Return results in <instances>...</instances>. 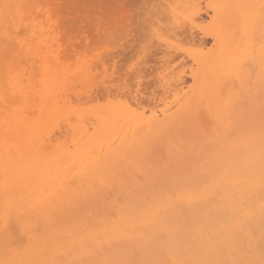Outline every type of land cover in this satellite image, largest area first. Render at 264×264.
Masks as SVG:
<instances>
[{
    "label": "snow or ice",
    "instance_id": "snow-or-ice-1",
    "mask_svg": "<svg viewBox=\"0 0 264 264\" xmlns=\"http://www.w3.org/2000/svg\"><path fill=\"white\" fill-rule=\"evenodd\" d=\"M158 7L0 3V264H264V0ZM237 150L246 196L216 210L218 229L158 213L123 223L142 176L190 181L195 158L211 195ZM113 188L125 203L109 202ZM200 198L185 188L175 203ZM101 200L105 219L77 214Z\"/></svg>",
    "mask_w": 264,
    "mask_h": 264
},
{
    "label": "bare ground",
    "instance_id": "bare-ground-1",
    "mask_svg": "<svg viewBox=\"0 0 264 264\" xmlns=\"http://www.w3.org/2000/svg\"><path fill=\"white\" fill-rule=\"evenodd\" d=\"M82 3L81 5L79 4ZM90 1V2H89ZM95 3L96 7L94 6ZM87 0V1H71V0H54V2L60 3L64 5V9L66 13H69L70 11L75 14V10L77 8V11H81V15H88L89 13L92 14L93 6L95 7V10H98V7L102 6V4L106 3L111 5L120 4L126 2V0ZM99 3L101 4H98ZM129 1V0H128ZM140 1V0H139ZM143 2L145 0H142ZM140 1L142 4L143 2ZM8 2V3H29L34 2V0H0V3ZM73 2L76 6L69 7L70 3ZM84 2V3H83ZM148 5H157L159 6L158 9H153V11H158L160 14L166 15L169 9L167 6L169 4H179V3H187L188 0H149ZM200 2L207 5L210 0H200ZM213 3H220V4H231V3H247V2H258V0H211ZM73 3H71L73 5ZM76 3L79 5L77 6ZM86 3V4H85ZM92 5H89V4ZM134 3H136L134 1ZM138 3V2H137ZM102 7H107V9L103 10L101 7V12L108 11L109 5H104ZM146 4V3H144ZM87 5V6H85ZM136 6V4H134ZM82 6V7H81ZM92 6V7H88ZM133 6V5H132ZM75 8V10H70ZM80 7V8H78ZM85 7L90 8V12H86ZM82 8V9H81ZM138 8V7H137ZM80 9V10H78ZM84 9V10H83ZM92 9V10H91ZM111 9V7H110ZM83 10V11H82ZM88 10V9H87ZM76 11V12H77ZM100 11V10H99ZM93 10L94 13H99ZM84 12V13H83ZM88 13V14H87ZM77 14V13H76ZM80 14V13H79ZM205 20L210 19V14L207 10H205L202 13ZM74 16V15H73ZM209 38L205 37V40ZM199 42V38L197 39V43ZM208 47H211V45H208ZM209 72H211V67L209 66ZM0 73H2V68H0ZM190 82V78H189ZM2 121H3V113L0 112V137H2ZM136 140H139V135H137ZM128 142L133 143L132 134L129 133ZM135 146V145H134ZM0 152H2V149H0ZM165 152V157H166ZM202 160H197L195 158L190 159L187 165V171L191 176L190 181H185L182 177L180 179H169L165 184H161V177L158 176L155 172H153L150 175L142 176V180L144 182V187L139 188L136 192V198L140 204V207L137 209L136 216L134 221H129L125 219L123 221L124 224L131 226L132 222L135 223H142L145 220L151 221L154 217L157 216L158 213V219L159 221L163 223H170L174 218L180 217L181 219H187L189 223L192 224H202L207 227L208 230H212L213 228L218 229L220 224V219L217 214V209L220 208H228L231 207L233 204H235L237 201L243 200L246 196V187H247V175L245 170V161L244 156L242 153V150H237L235 153V156L232 159L231 165L227 171V176L225 177L223 173L218 174L217 176V182L220 184V187L217 188L214 192V194H207L203 192V185L200 182L199 174L201 172L206 171L202 167L203 165ZM176 173V167L173 165L172 168L168 170V173L166 175H174ZM209 179H211L209 177ZM185 188H191L193 191L199 193L201 196H207L206 199L200 198L195 200L191 204H180L176 205L175 200L182 195L183 190ZM172 197V206L169 207L166 211L159 207V204L168 200L169 197ZM107 197L109 202L115 201L118 205L125 203V190L124 189H117L113 188L107 193ZM258 203L259 201H256V207L258 210ZM79 215H87L91 216L94 219L102 220L105 219V213H104V206L103 201H90L87 203H84L81 205L80 209L78 210ZM109 224H111L112 217H107ZM117 235L116 232L109 233L110 237H115ZM101 239H105V237H101ZM118 251L115 248H112L110 250H102L97 252L96 255L90 257V259L94 261H101L106 258H116L118 256ZM3 255L2 250H0V256Z\"/></svg>",
    "mask_w": 264,
    "mask_h": 264
},
{
    "label": "rangeland",
    "instance_id": "rangeland-1",
    "mask_svg": "<svg viewBox=\"0 0 264 264\" xmlns=\"http://www.w3.org/2000/svg\"><path fill=\"white\" fill-rule=\"evenodd\" d=\"M71 1H73V0H71ZM75 1H78V0H74V2H75ZM81 1H84V0H81ZM85 1H87V0H85ZM95 1H96V0H95ZM95 1H94V2H95ZM126 1H127V3H129L131 0H129V1L126 0ZM134 1H135L136 3H134ZM140 1H142V0H140ZM140 1H139V0H133V1H132V5L135 6L134 4H136L135 7H136V8H137V7L139 8L141 5H145L144 3L148 4V2H146V1H148V0H145L144 2L142 1V2H143L142 4H140V3H141ZM89 2H90V1H89ZM91 2H92V1H91ZM137 2H138V3H137ZM149 2H150V0H149ZM71 3H73V2H71ZM71 3H70V5H69V7H71V6H75L74 3H73V5H72ZM83 3H84V2H83ZM92 3H93V2H92ZM95 3H96V2H95ZM95 3H93L94 6L97 4V3H96V4H95ZM106 3H107V2H106ZM106 3H105V4L103 3V4L106 5V6L110 4V3H109V4H106ZM79 4L81 5L82 3H80V1H79ZM79 4L76 3L77 6H78ZM85 4H86V3H85ZM98 4H100L99 1H98ZM103 4H102V6H103ZM124 4H126L125 1H124ZM89 5H92V4L90 3ZM100 5H101V4H100ZM127 5L132 6V5H131V2H130L129 4H127ZM149 5H150V4H149ZM85 6H87V5H85ZM92 6H93V5H92ZM92 6H88V7H92ZM94 6L92 7L94 11H97V12H98V11L100 10L99 12H101V10H102L101 7H102V6H100V8L98 7V10H95L94 8H95L96 6H95V7H94ZM111 6H112V5H111ZM111 6H110V5L108 6V7H109V8H108V9H109L108 11H110V7H111ZM81 7H82V6H81ZM88 7H85V10H84V9H83V10L86 11V12H87V11L90 12V11H89L90 8H88ZM75 8H76V6H75ZM75 8L72 7V9H70V10H73V11H74ZM78 8H80V7H78ZM102 8H103V10L107 9V7H105V8L102 7ZM81 9H82V8H81ZM87 9H88V10H87ZM78 10H80V9H78ZM83 10H82V11H83ZM91 10H92V9H91ZM93 10H92V14H93ZM76 11H77V8H76V10H75V12H74L75 14H73V12H71V11H70L69 13H72L71 15H77V14H79V13L82 14L81 11H80V12H78V11L76 12ZM108 11H106V12H108ZM97 12L94 13V15H95V14H99V13H97ZM76 13H77V14H76ZM83 13H84V12H83ZM101 13H105V12L102 11ZM87 14H88V13H87ZM89 14H91V13H89ZM69 15H70V14H69ZM85 15H86V14H85Z\"/></svg>",
    "mask_w": 264,
    "mask_h": 264
}]
</instances>
